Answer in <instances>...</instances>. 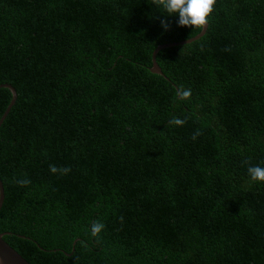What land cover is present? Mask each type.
<instances>
[{"label": "trees", "instance_id": "16d2710c", "mask_svg": "<svg viewBox=\"0 0 264 264\" xmlns=\"http://www.w3.org/2000/svg\"><path fill=\"white\" fill-rule=\"evenodd\" d=\"M164 16L152 0H0V85L18 95L0 233L30 264H264V183L247 172L264 167V0H216L204 36L158 52L168 79L154 50L202 30ZM12 98L0 88V120Z\"/></svg>", "mask_w": 264, "mask_h": 264}, {"label": "clouds", "instance_id": "9594fccd", "mask_svg": "<svg viewBox=\"0 0 264 264\" xmlns=\"http://www.w3.org/2000/svg\"><path fill=\"white\" fill-rule=\"evenodd\" d=\"M155 7L162 8L166 13L164 17L177 16L179 27H190L202 30L208 23V18L211 16L215 9L216 0H152ZM161 27L167 30L169 25L165 20H161ZM177 97L181 101L188 100L191 97L190 89H179ZM172 125L182 126L184 121L179 118H172L170 121ZM195 139V136L193 137ZM49 170L51 173L67 174L71 171L70 168H58L55 165H50ZM248 175L253 182L264 183V167L259 165H250L247 168ZM21 185H27L29 180L19 181ZM122 221V217L120 218ZM105 225L99 221H95L90 226V233L93 238L99 237L104 230Z\"/></svg>", "mask_w": 264, "mask_h": 264}, {"label": "water", "instance_id": "95a60500", "mask_svg": "<svg viewBox=\"0 0 264 264\" xmlns=\"http://www.w3.org/2000/svg\"><path fill=\"white\" fill-rule=\"evenodd\" d=\"M209 27V23H207L202 31L200 33H198L197 35H195L194 37L187 39V40H183L180 42H171V43H165V44H160L153 52V66L150 69L151 73L154 75H159L162 76L165 79H168L162 68L159 66V64L157 63V54L160 50L167 48V47H171V46H177V45H181V44H186V43H191L193 41H196L198 39H200L202 36L205 35V33L207 32V29ZM1 87H7L9 88V90L12 92L13 94V98L11 103L9 104L8 108L6 109L4 115L2 116L1 120H0V128L2 126V124L4 123V121L6 120V118L8 117L9 113L11 112L12 108L14 107V105L16 104L18 95H17V91L15 89V87L10 84V83H4L0 85ZM5 201V189H4V185L3 182L0 178V211L3 207ZM7 234H11V233H0V264H30L29 261H27L19 252H17L11 245H9L5 240H4V236ZM23 237V236H21Z\"/></svg>", "mask_w": 264, "mask_h": 264}]
</instances>
